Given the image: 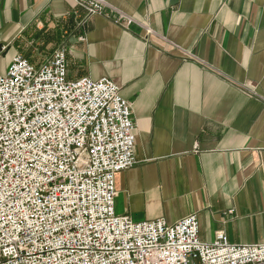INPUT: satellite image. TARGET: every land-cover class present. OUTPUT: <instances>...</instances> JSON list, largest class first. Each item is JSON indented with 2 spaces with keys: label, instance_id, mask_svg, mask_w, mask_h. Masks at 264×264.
<instances>
[{
  "label": "crops",
  "instance_id": "1",
  "mask_svg": "<svg viewBox=\"0 0 264 264\" xmlns=\"http://www.w3.org/2000/svg\"><path fill=\"white\" fill-rule=\"evenodd\" d=\"M0 0V57L35 68L65 49L66 78H108L130 105L135 164L115 175V213L198 239L264 244V0ZM3 49V50H2Z\"/></svg>",
  "mask_w": 264,
  "mask_h": 264
},
{
  "label": "built area",
  "instance_id": "2",
  "mask_svg": "<svg viewBox=\"0 0 264 264\" xmlns=\"http://www.w3.org/2000/svg\"><path fill=\"white\" fill-rule=\"evenodd\" d=\"M75 3L132 23L100 0ZM133 128L111 80L66 78L64 48L38 68L13 57L0 75V264H264V244L200 242L195 214L168 224L115 213Z\"/></svg>",
  "mask_w": 264,
  "mask_h": 264
},
{
  "label": "rangeland",
  "instance_id": "3",
  "mask_svg": "<svg viewBox=\"0 0 264 264\" xmlns=\"http://www.w3.org/2000/svg\"><path fill=\"white\" fill-rule=\"evenodd\" d=\"M9 65H10V61L9 60L2 59L0 57V75H2V76L5 75Z\"/></svg>",
  "mask_w": 264,
  "mask_h": 264
}]
</instances>
